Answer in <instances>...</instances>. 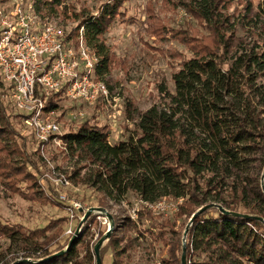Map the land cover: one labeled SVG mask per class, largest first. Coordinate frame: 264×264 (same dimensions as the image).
<instances>
[{
    "label": "trees",
    "instance_id": "16d2710c",
    "mask_svg": "<svg viewBox=\"0 0 264 264\" xmlns=\"http://www.w3.org/2000/svg\"><path fill=\"white\" fill-rule=\"evenodd\" d=\"M33 1L38 13L41 4L57 13L65 3ZM126 2L112 0L97 16L78 17L77 28L71 33L75 36L84 28L88 46L99 57L98 80L109 75L115 65V56L105 46V35L118 19L133 22L122 11ZM231 3L188 0L183 4L209 31V37L197 41L180 35L193 56L174 72V91L160 88L166 103L141 114L134 131L125 127L129 134L124 140L112 145L110 128L89 121L60 138L66 159L75 157L89 164V179H79V173L70 178L77 184L92 183L100 194L97 208L108 209L111 200L123 204L129 193L151 204L168 198L182 200L176 216L186 218L188 225L178 230L176 221L156 218L151 211L140 213L138 221L127 218L119 222L113 217L114 233L100 250L102 264L109 250L114 252L111 264H123V256L136 242L129 236L131 230L151 248L167 250L163 264H182L184 247L187 264H264V161L257 178L244 176L250 157L264 151L260 119L264 90L257 86L264 72V52L259 47L240 49L236 17L228 13ZM259 10L264 17V0ZM62 11L67 15L65 6ZM7 97L0 76V178L6 189L24 200L50 203L37 183L43 160L40 150L28 153L24 137L13 124V119L23 116L10 113ZM62 100V91L54 94L49 110L59 111ZM99 103L96 113L102 107ZM144 216L151 222L160 220L139 229ZM94 218L83 223L73 242L75 233L67 236L62 226L68 218L32 231L0 223V237L21 244L19 257L0 259V264H97L95 248L107 231L94 242ZM121 242H125L123 247Z\"/></svg>",
    "mask_w": 264,
    "mask_h": 264
},
{
    "label": "rangeland",
    "instance_id": "374dc122",
    "mask_svg": "<svg viewBox=\"0 0 264 264\" xmlns=\"http://www.w3.org/2000/svg\"><path fill=\"white\" fill-rule=\"evenodd\" d=\"M230 1L232 3L228 13L236 17V23L234 20L233 22L236 24V39L240 49L259 47L264 52V17L259 10L263 0ZM110 2L112 0H65L62 8L65 6L67 15L63 14L62 8L57 13H51L42 4L39 7L41 15L52 17L65 33H72L77 28L78 17L97 16L101 7ZM187 2L188 0H127L122 11L129 18H133V22L118 19L104 37L105 46L115 56V65L111 73L102 80L109 89L110 101L100 100L99 104L102 107L96 113V104L81 105L63 99L60 102L61 109L52 116V120L61 124L62 135L71 129L77 130L87 121L91 124L97 122L101 126L110 128V143L114 145L124 140L130 131H134L135 122L141 114L155 105L162 106L166 103L160 88L165 87L171 92L174 91L172 80L174 72L180 68L183 61L193 56V52L180 40V35L183 34L187 37L186 39L198 38L197 41L209 37V31L184 9L183 4ZM16 3L32 5L36 9L33 0H0V8L7 9ZM247 7L250 9L249 12ZM248 13L249 18H237ZM250 18L252 20H249ZM257 86L264 90V72L259 76ZM8 100L10 101L9 97H7ZM10 108L11 114L21 115L11 103ZM260 119L264 125V114H261ZM13 124L24 137L28 153L34 154L39 151L37 139L24 125L22 118L13 119ZM125 127L129 129V132ZM39 153L42 156L41 150ZM66 155L63 142L57 140L49 143L45 150V158L42 156L37 183L39 190L50 203L24 200L6 189L0 178V223L2 225H17L23 227L25 231H32L43 228L54 220L68 218L65 208L58 202L60 194L65 193L82 203L85 208L98 207L100 194L93 189L92 183L77 184L70 178L75 173H79V179H89L92 173L89 164L75 157L66 159ZM263 161L264 151L251 156L244 176L250 179L257 178ZM62 176L71 182V186L67 189L57 188L54 181L50 179ZM43 179L44 184H42ZM261 183H264V177ZM167 200L173 206L178 205V208L182 204V201L179 203L171 198ZM107 205L109 206L106 210L119 222L127 218L138 221L140 213L145 214L146 211H150L141 205L138 197L132 193L126 196L123 204H117L111 200ZM178 210L166 214L152 212V215L156 218L162 216L171 222L176 221L178 230L188 225L186 218H177ZM134 211H138V216H133ZM81 218L82 216L78 215L72 225L68 220L62 226L66 232L70 229V225L75 229L83 222ZM156 220L152 222L156 223ZM142 222L139 229L142 226L152 225L147 216H144ZM91 227L95 231L94 242L101 232L108 231V227L102 225L96 217ZM129 236L136 239V242L133 244V249L123 256V264H163L161 259H166L167 250L162 252L159 248H151L149 242L142 239L135 230L129 231ZM121 243L123 247L125 242ZM20 245L0 237V259L10 261L14 257H19ZM113 255V250H109L105 254L104 264H111Z\"/></svg>",
    "mask_w": 264,
    "mask_h": 264
},
{
    "label": "built area",
    "instance_id": "2783aa9c",
    "mask_svg": "<svg viewBox=\"0 0 264 264\" xmlns=\"http://www.w3.org/2000/svg\"><path fill=\"white\" fill-rule=\"evenodd\" d=\"M98 63L99 57L88 46L83 27L71 36L52 17L41 15L32 5L16 3L7 9L0 8V76L11 104L23 116V123L37 139L44 158L49 143L62 142L63 136L61 124L52 120L56 111L48 106L54 94L62 91L63 99L81 105L110 101L107 85L96 77ZM50 179L57 188L71 186L65 176ZM167 201L152 204L140 201V204L155 214L179 209ZM58 202L65 208L71 225L78 215L83 221L92 209L66 193L60 194ZM108 214L107 210H95L92 216L109 230ZM133 216H138V211ZM71 225L66 232L68 236L81 233L79 226L75 230Z\"/></svg>",
    "mask_w": 264,
    "mask_h": 264
},
{
    "label": "water",
    "instance_id": "95a60500",
    "mask_svg": "<svg viewBox=\"0 0 264 264\" xmlns=\"http://www.w3.org/2000/svg\"><path fill=\"white\" fill-rule=\"evenodd\" d=\"M95 210H101V211H105V209H102V208H92L91 210H89L86 214H85V218L83 220L82 223H80L79 225V228L82 227L83 223L86 222L92 215H93V211ZM197 215L194 216V218L196 217ZM108 218L111 220V228L107 231L106 235L98 242V244L96 245V248H95V253H96V261H97V264H102V260L100 258V250L104 244V242L108 239L111 238L112 234H113V231L115 230V222H114V219L112 217L111 214H108ZM193 218V219H194ZM193 219H191V223L193 221ZM190 225L188 226V228L186 229L185 231V234H184V239L186 238L187 236V233H188V229H189ZM79 235V231H77L75 233V236L74 238L72 239V242L77 238V236ZM184 243H186V241L184 240ZM182 264H187V260H186V247H184V252H183V256H182Z\"/></svg>",
    "mask_w": 264,
    "mask_h": 264
}]
</instances>
